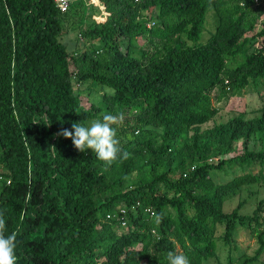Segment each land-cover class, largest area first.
Instances as JSON below:
<instances>
[{"label": "trees", "instance_id": "16d2710c", "mask_svg": "<svg viewBox=\"0 0 264 264\" xmlns=\"http://www.w3.org/2000/svg\"><path fill=\"white\" fill-rule=\"evenodd\" d=\"M98 1L103 20L81 0L62 12L53 0H0V210L18 233L17 264H168L169 251L221 264L219 243L224 264H255L264 197L249 214L243 199L223 207L264 186V0ZM69 29L100 44L69 52L58 40ZM85 81L110 89L107 113L124 114L131 156L107 170L56 135L102 110L80 105L74 85ZM247 86L260 100L253 116L201 127L213 98ZM212 171L231 177L217 183ZM237 226L255 239L251 255L238 251Z\"/></svg>", "mask_w": 264, "mask_h": 264}, {"label": "rangeland", "instance_id": "374dc122", "mask_svg": "<svg viewBox=\"0 0 264 264\" xmlns=\"http://www.w3.org/2000/svg\"><path fill=\"white\" fill-rule=\"evenodd\" d=\"M76 1L77 0H70L69 3H74ZM81 1H83L87 11L92 10V13H97V16L95 17L97 20L104 19L103 18L104 13L101 10L102 5L99 3L98 0H81ZM93 6H96L98 10L95 9ZM262 17H264V14L261 16V19ZM205 25L203 30L199 34L198 42H204L208 36L209 26L207 24ZM258 28L259 25H256L255 30H257ZM58 40L62 44H64L65 49L69 52H77L82 50L84 47L91 48L93 46H97L100 44L98 40L88 41L85 39H81L79 35L76 33V31L72 29L66 30L64 33L58 36ZM143 42L144 40L142 37L136 38V44L142 45ZM120 43L122 47L125 43V39L121 38ZM74 90L77 92L79 103L83 108H89L91 104L100 106L102 108V110L98 113L96 117H94L93 119H89L85 122L84 124L85 126L89 125L93 120L101 119L102 118L101 115L107 113L108 111L107 107H105V103L102 101V94L110 93L111 91L109 88L102 87L100 85H91L88 81H85L83 83L74 85ZM212 104L217 108V114L210 121L202 124L201 125L202 128L210 127L214 122L226 120L228 117L235 115L239 112H243L245 117L253 116L256 109L260 105V100L258 99L252 87L247 86L242 90L240 95L223 97L219 101H216L213 98ZM249 147L250 148L254 147L255 149H258L259 144L257 143L253 146L250 141ZM240 150H241V143L238 142L235 145L232 154L235 152H239ZM259 168L260 166H258L257 164H253L251 165L250 170L256 172ZM262 169L264 170V166L262 167ZM235 171H236L235 173L239 172L238 170ZM230 175L231 173L224 175L222 173H217L215 171H212L210 173L212 180L217 183L226 181L231 177ZM262 197H264V186L251 185L247 188H244L239 194L227 200L224 203L223 209L224 211L230 210L231 208L234 207L237 200L243 199L245 202L240 209V213L249 214L252 211V209L255 207L256 202ZM233 238L236 242L238 251L251 255L254 249L256 248L255 239L249 234L247 229L244 227L237 226L234 231ZM217 254L219 256L220 263L224 264L226 250L225 248H222V245L220 243L218 245ZM234 255L235 254H233V256ZM255 264H264V250L258 256V260L257 262H255Z\"/></svg>", "mask_w": 264, "mask_h": 264}, {"label": "clouds", "instance_id": "9594fccd", "mask_svg": "<svg viewBox=\"0 0 264 264\" xmlns=\"http://www.w3.org/2000/svg\"><path fill=\"white\" fill-rule=\"evenodd\" d=\"M123 122V113H105L101 119L93 120L87 126L73 122L70 129L62 128L56 135L70 139L80 153L91 150L107 170L118 160L123 162L131 156L130 152L123 149L118 138V129ZM161 219L162 216H157V220ZM17 235L15 231H8L5 212L0 210V264H17ZM166 259L168 264H190L188 256L174 251H169Z\"/></svg>", "mask_w": 264, "mask_h": 264}, {"label": "built area", "instance_id": "2783aa9c", "mask_svg": "<svg viewBox=\"0 0 264 264\" xmlns=\"http://www.w3.org/2000/svg\"><path fill=\"white\" fill-rule=\"evenodd\" d=\"M69 1L70 0H53L55 7L61 12L67 8ZM101 10L103 11V8ZM123 212H124V209L120 208L119 213L121 215L118 217V219H119L121 225L125 224V221H124L123 216H122Z\"/></svg>", "mask_w": 264, "mask_h": 264}]
</instances>
